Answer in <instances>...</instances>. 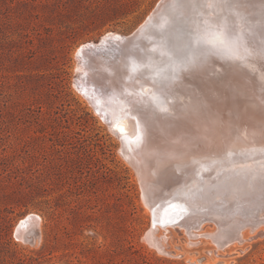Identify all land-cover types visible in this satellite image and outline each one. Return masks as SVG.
<instances>
[{
    "label": "rangeland",
    "instance_id": "rangeland-1",
    "mask_svg": "<svg viewBox=\"0 0 264 264\" xmlns=\"http://www.w3.org/2000/svg\"><path fill=\"white\" fill-rule=\"evenodd\" d=\"M161 1L0 0V264H264V234H255L263 225L244 229V242L216 239L219 249L209 237L215 224L197 235L171 225L158 231L174 254L154 246L122 138L83 91L103 96L84 68L93 61L84 45L108 64L126 57L147 70L190 37L264 27V0H179L135 42L109 39L130 36ZM29 215L41 217L36 243L16 232L32 226L24 227Z\"/></svg>",
    "mask_w": 264,
    "mask_h": 264
},
{
    "label": "water",
    "instance_id": "water-1",
    "mask_svg": "<svg viewBox=\"0 0 264 264\" xmlns=\"http://www.w3.org/2000/svg\"><path fill=\"white\" fill-rule=\"evenodd\" d=\"M150 16L130 36L108 38L123 44L135 42L155 22L157 17ZM234 30L238 31V26L234 25ZM236 36L237 32L227 31L219 36L190 37L162 63L147 68L153 73L148 77L150 82L176 84L168 98L173 94L177 102L183 93L193 101L188 117L182 111L175 114L176 108L159 111L154 106L160 121L175 128L188 118L194 132L189 133V144L199 141L204 150L180 152L176 161L171 158L162 165L161 161L144 160L137 168L143 199L152 210L151 227L170 223L199 229L203 222L215 224L214 236L209 237L218 249L224 245L219 246L216 239L226 244L233 235L237 242H243L242 229L264 225V37L252 46L249 40ZM186 44V52H177ZM94 46L87 45L82 54H93ZM83 91L95 103L90 88ZM168 102L173 103L171 99ZM241 204L247 208L239 212ZM18 228L17 235L25 241L40 240L38 226L32 225L24 233Z\"/></svg>",
    "mask_w": 264,
    "mask_h": 264
},
{
    "label": "bare ground",
    "instance_id": "bare-ground-1",
    "mask_svg": "<svg viewBox=\"0 0 264 264\" xmlns=\"http://www.w3.org/2000/svg\"><path fill=\"white\" fill-rule=\"evenodd\" d=\"M178 3H179V0H162L159 3L158 7L153 12V16L155 18L157 17L155 22L149 25L144 35H147L146 34L147 31L150 32L149 28L151 26H154V25L160 26V24H162L161 22L166 21L169 18L168 14L170 10L173 7H175ZM243 6L245 5L243 4ZM259 14L261 15V11ZM263 15L264 14H262V16ZM253 16L251 17L253 18ZM252 20H249V21H252ZM263 21H264V18H263ZM261 22H262V19H261ZM231 23L230 24L228 23V24L231 25ZM243 26H245V29H243ZM243 26L240 27L242 28V30L231 31L234 34L236 32L238 33V36L236 37L239 40H241L242 38H244V42H247L245 40H249L251 45L253 46L254 44H256L255 42L257 38L264 37V27H263L264 25L262 26L263 28H256V29L255 28L251 29L249 28V26H248V29H246L247 25H243ZM226 27H225V30H226ZM85 47L86 45L82 46V49H81L82 52H84ZM85 55H87L86 57V59L88 58L87 61L93 60L92 62L88 61L87 66L85 65L84 67L87 71V74L89 75V81L94 79L96 84H99L101 86L100 89L103 95L101 96V94L99 95V93L97 92V94L94 96L95 97L94 99L96 100L94 104L96 105L98 111L100 112V115L103 118L108 120L109 124L111 125L113 129H116L118 131V134L120 135L123 141L121 150L123 154L129 159L131 164L134 166L138 174V177H139V171L137 168L138 166H140L141 164L145 162L144 160L149 161L152 159L153 162L161 161L160 165H162V163L167 162V160L171 158L173 159V161H176L174 159L178 155H180L178 154L180 152L186 153L194 149L197 154L199 152H202V150H204L203 145L199 141H195L198 143L194 142L195 144L192 143V145L189 144L191 142V139L189 136L191 134L193 135L194 132L192 131L189 125L188 118L185 119L186 122L181 121L182 124L180 122V124L175 128H170L168 125L164 126L163 123L160 121L158 112L162 108H166V107L167 108L170 107V110L171 109L175 110L176 108L177 111H175V114L176 112L181 113V111L186 113L185 115L186 117H188L191 114L193 101H188L189 99L188 95L181 93L180 97L182 99L177 100V102L175 101L176 99L174 98L173 94H171L172 96L168 98L170 92L173 90L172 88H174L173 85H176V84H173V85L171 83H167V84L161 83L160 84L159 82L155 84L154 82L153 83L150 82L148 77L152 76L153 73L150 72L149 70H144L142 68L136 67V65H135L136 68H132L130 66L131 60L126 59V57L125 58L118 57L113 60H108V61H111L108 64L106 63V61L100 58L91 56L92 54H85ZM156 81H157V78H156ZM155 91L158 93H155ZM189 92L190 93L192 92L193 94L194 91L190 90ZM98 97H103V98L101 100H98L99 99ZM155 97H156L157 102H154L153 100ZM169 99H171L174 102L169 103L168 102ZM154 106H158L157 107V109L159 110L158 112H156V109ZM219 168H223V167L219 166ZM146 205L150 209L149 211L152 212L151 207L147 203ZM163 208L165 209V207L161 208L160 206V209H163ZM169 208L171 207H167L166 210H169ZM30 217L31 216L28 217L30 219L29 221L27 219L24 221V227H27L29 224L40 227L39 225L41 223V217L40 216H38V218L37 217L30 218ZM165 220L166 219H164L163 221ZM207 224L208 223L205 224L203 222L200 226H198L199 229H196L197 228L196 226H185V225L181 226L179 224L178 225L172 224V227L176 228V230L181 229L184 231L186 228L187 233H192L193 235L194 234L197 235V231L204 229ZM210 225L213 226V224H210ZM258 226H262L261 223ZM169 227H171L170 223H167L166 225L163 224L161 226L157 225L155 228H151L147 236L152 239V243L154 246H156L160 250L174 254L173 250L172 251L167 250L170 244L168 241L170 237H168V235L166 234H161L158 231L159 229H162V228L164 231L169 230L170 229ZM244 229H242L241 231V238H240L242 239L243 242L248 238L246 235H244V232H243ZM215 230H216V226H214L213 230L210 231L209 233L212 235L215 233ZM18 231L22 232L20 228L18 229ZM257 233L264 234V225L261 228H259V230H257L255 234ZM249 235L250 234H248V236ZM234 240H235V237H233V235H231L228 238V241L232 242ZM195 261L198 262V259L196 258ZM218 263L219 262H217L216 264Z\"/></svg>",
    "mask_w": 264,
    "mask_h": 264
}]
</instances>
